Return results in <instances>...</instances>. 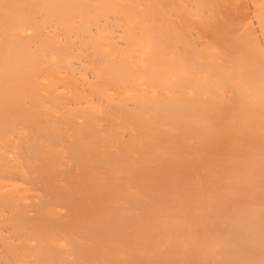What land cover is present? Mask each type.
Wrapping results in <instances>:
<instances>
[{"label": "bare ground", "instance_id": "6f19581e", "mask_svg": "<svg viewBox=\"0 0 264 264\" xmlns=\"http://www.w3.org/2000/svg\"><path fill=\"white\" fill-rule=\"evenodd\" d=\"M0 264H264V0H0Z\"/></svg>", "mask_w": 264, "mask_h": 264}]
</instances>
